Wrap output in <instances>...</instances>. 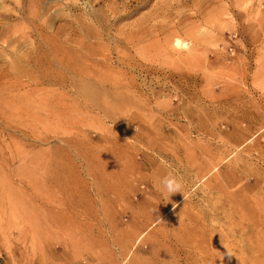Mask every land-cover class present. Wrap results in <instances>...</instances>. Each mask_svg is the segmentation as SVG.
Here are the masks:
<instances>
[{
	"label": "rangeland",
	"instance_id": "obj_1",
	"mask_svg": "<svg viewBox=\"0 0 264 264\" xmlns=\"http://www.w3.org/2000/svg\"><path fill=\"white\" fill-rule=\"evenodd\" d=\"M74 1L0 0V70L16 68L0 82L13 109L0 115V264H264V0H141L112 23L154 29L134 49L118 46L130 65L108 43L111 68L144 98L61 69L67 81L38 94L75 105L46 117L28 103L40 98L29 95L37 72L15 59L35 57L41 38L59 32L76 69L95 68L100 59L84 61L78 44L106 45L73 30H100L92 12L104 3ZM170 1L178 6L158 17ZM22 32L29 38L11 43ZM176 42L187 50L176 53ZM188 54L194 63L179 60ZM169 172L183 189L168 199L160 180ZM29 230L51 231L49 245L31 248Z\"/></svg>",
	"mask_w": 264,
	"mask_h": 264
},
{
	"label": "bare ground",
	"instance_id": "obj_2",
	"mask_svg": "<svg viewBox=\"0 0 264 264\" xmlns=\"http://www.w3.org/2000/svg\"><path fill=\"white\" fill-rule=\"evenodd\" d=\"M127 1L128 2L135 1L137 3L136 7L131 9L129 3L121 4L120 0H96V2H94L96 5L99 3H104V11H100V12L95 11V13L92 12V22L98 24L99 26L97 27H100V30L93 28L90 24L86 26L82 24V27L79 30L77 29L73 30L74 34L77 36H80L81 33L84 32L86 38L88 36L96 35L97 38L99 39L98 41L100 45L101 46L106 45V47L97 46L98 51H103V52H98V51H92L91 48L88 47L89 46L88 44H85L83 42L78 44V47L81 49L83 48L84 54L86 55V56H80L84 61H86L88 56H92V55H96V57L100 59V62L95 64L96 66V67L94 66L95 68L86 65L85 69L79 70L80 71L79 72L76 69V64H73V62L75 63V58L71 60V59H67L66 57V55L68 53H71V51L68 49H64V53L62 52L58 39L59 32L51 33V35L48 38H43L41 36L42 37L41 42L44 44V47L36 48L34 52L32 50L31 53L32 54L34 53L35 57L26 56V59L24 60H22L21 58H16L15 61H17L19 64L22 65L24 64L23 66L31 68L33 71L37 72L36 77L34 76L29 78L31 79L30 81L31 84H33V85H28L31 88L29 95L37 94V96H39L40 94H38V92L41 91L42 89H38L37 85H41L42 83H45L49 86L61 87L62 83L67 81V78L63 77L61 74V69H64L66 72L73 75L74 73L78 75H85L86 79L93 81L100 88H106L107 86H109V88L113 89L118 94V96H122V98L125 96L131 99H138L139 97L144 98V96L134 95L133 93L129 92V89L135 86L134 78L131 75L130 77H128V75H125L122 71H117L111 68V65L114 63V61L109 57L110 43H108V41L110 42L111 40L114 39L113 45L115 48H118L117 51L120 54L119 57H116V62L120 64H125L126 66L130 65V62L128 61H130L132 58L124 55L123 53H120L121 50L119 49L118 46L120 44H124L126 45V47H129L130 49H134L136 45L139 42H141L144 39V37L148 35L149 32L154 30L152 26L147 27V25H143L142 23L132 28L111 30L113 29L112 23H117L118 21H122L125 18H127L129 15L132 14L133 10H135V8H137L138 4L141 2V0H127ZM177 6L178 5L173 4L172 1H170V4L163 3L155 10L158 11V17H162V16L166 17L167 13L171 12L174 9V7ZM74 7L75 9H80V6L76 4V0L74 1ZM107 28H109V30H107ZM22 34L23 36L15 37L11 41V43L20 44V41L22 39L29 38L26 32H22ZM109 36L112 39H109ZM104 38L108 40H105ZM1 42L6 43L7 39L1 38ZM47 43L48 46L46 45ZM179 45L180 47L177 46V42L174 44L176 53L179 52L181 48H183L182 47L183 45L181 43H179ZM125 58H127L128 61L122 60ZM190 59H191V55L189 54L187 55V57L179 58V60L182 62L187 61L190 62L189 64L194 63V61ZM84 61L80 60V62H84ZM201 64L203 65V63ZM14 71L16 73V68L13 67L12 64L9 65L5 70H0V82H5L6 80L8 81L7 84L12 82L10 76L13 74ZM127 80H129L128 83ZM15 86H18V83L16 82L11 83V87H15ZM7 87H9V85H7ZM46 95L47 98L43 96H39L40 98L34 100L33 102L27 101L30 105L34 107H38L36 108V111H39L38 112L39 115L43 113L47 115L46 117L49 116L52 118L54 117L57 118L60 115L59 109L64 111L69 107H74L73 105H75L74 102H70L66 100V98H64L62 95L55 93L53 91L48 92ZM61 99L64 100L62 106L59 105ZM11 103H10V98L3 97V100L0 101V115L4 116L5 119H7L6 116L7 117L11 116V113L13 111V109L11 108ZM14 108L17 113L21 115L24 114V111H22L20 107L14 105ZM9 121L12 120L9 119ZM18 125L24 126V124L21 122ZM31 129L33 130L34 128ZM35 132L36 131H33V133ZM4 177L5 176L0 175V179ZM51 184L52 185L55 184V186H58L60 182L55 180L52 181ZM0 195H5V192L0 190ZM53 217L58 218L59 215ZM26 232L27 233L24 235V237L25 238L27 237L26 239H28L31 248H35L38 246L45 247L49 245L48 236L49 234L51 236V231L29 230ZM67 243L69 244H66V251L68 253H72L70 251V248L71 245L74 244V242L70 241ZM43 248H39V254L44 253V251L43 252L41 251ZM31 254L36 255L34 250H31ZM33 264H43V263L38 260H35ZM98 264H117V263L113 259L108 258L107 261Z\"/></svg>",
	"mask_w": 264,
	"mask_h": 264
},
{
	"label": "clouds",
	"instance_id": "obj_3",
	"mask_svg": "<svg viewBox=\"0 0 264 264\" xmlns=\"http://www.w3.org/2000/svg\"><path fill=\"white\" fill-rule=\"evenodd\" d=\"M177 46L180 47L179 42H177ZM182 47L184 50H187L188 45L185 44ZM160 185H161L162 192L166 194V197L168 199L172 194L182 193L183 183L181 179L173 175L171 172H169L166 176H164L160 180ZM225 249H226V255L229 258L234 256L233 252L229 248L225 247Z\"/></svg>",
	"mask_w": 264,
	"mask_h": 264
}]
</instances>
